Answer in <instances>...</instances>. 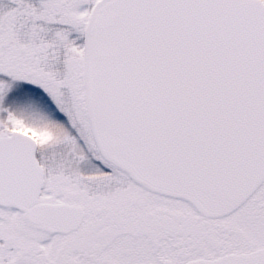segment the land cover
<instances>
[{
    "label": "snow or ice",
    "instance_id": "6c2138e0",
    "mask_svg": "<svg viewBox=\"0 0 264 264\" xmlns=\"http://www.w3.org/2000/svg\"><path fill=\"white\" fill-rule=\"evenodd\" d=\"M0 264H264V0H0Z\"/></svg>",
    "mask_w": 264,
    "mask_h": 264
}]
</instances>
